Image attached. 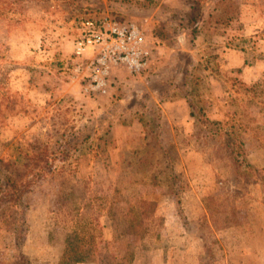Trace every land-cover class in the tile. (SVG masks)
<instances>
[{
    "label": "rangeland",
    "instance_id": "1",
    "mask_svg": "<svg viewBox=\"0 0 264 264\" xmlns=\"http://www.w3.org/2000/svg\"><path fill=\"white\" fill-rule=\"evenodd\" d=\"M102 16L150 51L104 93L74 70ZM8 165L46 168L0 205V264H62L74 232L95 256L75 264H264V0H0Z\"/></svg>",
    "mask_w": 264,
    "mask_h": 264
},
{
    "label": "built area",
    "instance_id": "2",
    "mask_svg": "<svg viewBox=\"0 0 264 264\" xmlns=\"http://www.w3.org/2000/svg\"><path fill=\"white\" fill-rule=\"evenodd\" d=\"M74 52L75 73L82 75L88 91H107L112 68L120 65L140 71L148 65L149 49L139 26L109 16L79 21Z\"/></svg>",
    "mask_w": 264,
    "mask_h": 264
},
{
    "label": "trees",
    "instance_id": "3",
    "mask_svg": "<svg viewBox=\"0 0 264 264\" xmlns=\"http://www.w3.org/2000/svg\"><path fill=\"white\" fill-rule=\"evenodd\" d=\"M191 114H194V112ZM230 140L231 146L236 149H233L232 152L239 153L242 150V144H240L238 140ZM233 143L235 146H233ZM42 158H45V162L48 163L49 160H51L52 155H47ZM44 168H46V166L41 167L39 171H35L32 175L28 176L24 173H14L13 168L8 165V173H5L4 178L0 180V205L4 203L17 207V205L23 200L26 192L30 190L32 185H34L36 181L42 177ZM72 235L74 238L68 241V247L61 259L62 264H75L85 261H94V254L87 250L80 249L81 246L83 247L86 245L90 238L85 241L84 237H80L78 232H74Z\"/></svg>",
    "mask_w": 264,
    "mask_h": 264
}]
</instances>
